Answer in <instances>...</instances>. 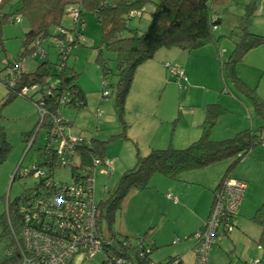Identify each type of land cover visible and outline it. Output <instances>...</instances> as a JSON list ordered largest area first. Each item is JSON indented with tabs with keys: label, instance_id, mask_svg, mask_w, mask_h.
Listing matches in <instances>:
<instances>
[{
	"label": "trees",
	"instance_id": "16d2710c",
	"mask_svg": "<svg viewBox=\"0 0 264 264\" xmlns=\"http://www.w3.org/2000/svg\"><path fill=\"white\" fill-rule=\"evenodd\" d=\"M233 1L236 2L237 0ZM257 2L259 0H248L245 2L243 14L234 16L236 28L241 31V35L238 42L235 43L234 50L230 52L228 60L222 62L220 66L222 73L231 79L237 89L248 98L255 114L264 120V98H260L255 89L247 87L236 74V64L249 51L264 45V36H257L248 30L257 12ZM15 3L18 4V7L14 11L7 12L5 10L7 6L11 9ZM227 3V0H0V23L9 19L15 23L18 17L21 18L19 22L24 21V19L28 22V30L24 35L20 58L14 62L6 61L1 69L5 72V77L1 83L6 89V94L0 104V111L16 97H22L35 105L40 118L32 132L21 134L25 143L29 144L25 151L34 144L35 134L39 128L46 130L45 145L38 149L39 160L30 171L25 173V176L31 175L34 167L37 166H46L49 172L47 187L44 186V180L39 179L34 183L35 185L31 190L28 189L21 198H17L13 202L10 199L6 201L4 212L0 215V238L6 239L4 258L0 264H21L19 258L20 232L25 225L32 226L34 223L29 219L26 224L24 221L25 214L32 217L35 213L31 207H33L35 200L38 202L44 197L42 191L47 198L51 196L66 198L69 185L78 182L77 180L82 177L84 178L83 174L87 171L91 179L94 178L95 180L96 173L108 178L109 171L113 170L112 160L103 156L105 155L106 141L69 136L64 129L66 125L71 126L72 124L65 121L63 110L78 111L87 106L86 94L77 84L78 74L74 67L69 66V60H67L74 46L80 44L86 15L94 14L101 26L95 62L100 67L103 80H105L102 82L104 98L110 96V93L105 90L108 86L106 79L108 75L113 74V71L108 69L105 61L101 58V51L106 50L115 55V75L117 77L116 84L113 86L116 90L114 93L115 107L124 124L122 118H124L125 104L136 68L145 61L152 59L153 55L160 49L177 48L184 52H192L211 44L218 47L223 36H216L214 30L225 21L219 16L217 7L223 4L224 12L230 15L227 11ZM145 12L149 13L150 18H148L147 29L140 34L137 32V28L134 29L129 25V21L136 17L141 19ZM65 18L71 20L73 26H63L62 22ZM48 38L55 42L57 48L55 50L57 59L53 63L47 60V53L44 52L43 48H40L41 42ZM26 57L37 62V67L33 72H25L21 67L23 59ZM166 68L170 70L173 77H176V80L179 81L183 78L172 71L171 65ZM176 69L181 72L179 68ZM25 87L33 88L34 91L27 96L21 95V91ZM180 88L182 89L183 86ZM42 112L44 113L43 116ZM226 112L227 110L219 104H207L204 108V119L200 125V136L185 149H178L169 145L161 149H151L147 154L140 155L137 144L133 142L136 149V154H134L136 156L135 165L121 175L113 191L106 192L108 193L106 200L95 203L92 194L94 191L93 183L90 194H92L96 208L95 230L101 234V253L106 255L111 252L110 259L112 261L110 264H116L117 259L128 260L132 264L183 263L180 257H167L157 263L152 261L151 256L153 252L158 250V246L150 238L151 229L141 235H131L122 230H113L115 212L123 213L129 198L136 191L147 189L149 179L155 174L180 182L185 172L199 170L224 159L230 158L231 160L234 158L213 192L211 209L204 223L206 225L216 203V195L222 191L225 181L233 179L228 176L229 173L250 154L251 149L258 145L264 147L263 128H260L257 133L248 129L231 138L212 140V129ZM2 118L0 112V120ZM123 127L126 128L125 125ZM4 135V129L0 124V165L4 163L3 160L9 151V148L4 146L7 144ZM122 136L126 138L124 131ZM72 139L74 140L70 141ZM64 141L70 144L66 145L67 143ZM95 159H98L102 165L93 168ZM106 162L110 163L111 166L108 167ZM61 168H69L72 183L62 182L55 177L57 170ZM17 169L19 172L21 166L19 165ZM18 172L15 177H12V181L17 179ZM182 182L185 181L182 180ZM51 203V201H47L44 204ZM41 214L43 213H40V217H43ZM237 215L231 220L233 230L235 227L233 220ZM103 218L107 222V228L104 232L101 230ZM252 222L260 226L262 232L259 244L264 246V204H261L255 211ZM204 225L195 234L202 231ZM232 232L225 236H229ZM195 234L192 236L194 237ZM224 237L216 239L209 250L208 258L217 242ZM186 238L183 239L186 240ZM6 249L10 250L9 255L5 253ZM195 256L196 252L194 251V260ZM108 257L105 256L101 264H107ZM258 261V264L260 262L264 264V260L263 262L262 259Z\"/></svg>",
	"mask_w": 264,
	"mask_h": 264
},
{
	"label": "rangeland",
	"instance_id": "374dc122",
	"mask_svg": "<svg viewBox=\"0 0 264 264\" xmlns=\"http://www.w3.org/2000/svg\"><path fill=\"white\" fill-rule=\"evenodd\" d=\"M227 1V11L230 15L224 12L223 4L217 7L219 16L225 21L214 30L216 36H223L218 47L211 44L200 50L192 51L193 55L188 60L186 59L188 58V55H186L189 54L188 52L184 54L181 50L173 49L174 52L182 53L183 56L176 58V62H172L170 59L163 63H169L173 65V67L180 69H184L187 64V67L192 70L193 75L190 77L188 70H185V77L188 76L189 79L185 81V83L179 82L176 80V77H171L167 69H165L166 73H163V77L160 74L158 76L155 74L153 77L154 82L152 83L149 81L150 79H148L146 73L143 75V73L140 72V67H138V69L136 68L137 74L135 78H133V81H131L133 85H131L129 92L135 97H141L143 95V97L146 98L145 94L149 91V100L143 104L144 101L139 103L137 102V98H128V101L134 100L135 103L129 106L126 102L124 118H122L124 122L125 120L126 122L130 121L134 117L138 119L139 115L149 116L150 118L164 117L165 119H169L172 116L173 118L170 124L172 122V126L175 125L178 127L183 120H186V118L182 117L184 113L192 111L196 116H200V114L203 113L200 107H205L207 104L212 103L219 104L227 110L214 126V128H216L211 134L212 140L231 138L236 135L240 128L243 130H248L250 128V130L254 131H258L260 128L264 129V120L255 114L248 98L237 89L233 81L227 78L221 71L220 65L222 62L228 60L231 54L230 52L234 50L235 43L238 42L239 36L241 35V31L236 28L237 24L234 22V16L243 14L245 2L248 0H237L236 2L233 0ZM257 4L256 15L252 19V23L250 27H248V30L250 33L256 34L257 36H264V0H259ZM16 7H18L17 3H15L11 9L7 6L5 10L11 12L14 11ZM148 18H150L149 13L145 12L141 19L136 17L130 20L129 25L134 27V29L137 28V32L141 34L147 29ZM71 22V20L65 18L62 23L65 27H71L73 26ZM27 23L25 19L22 22L15 23L9 19L0 23V49L2 50H0V104L2 100H4L3 98L6 94V89L1 83V80L5 77V72L1 71V69L6 61L14 62L20 58L22 43L25 39L24 35L28 30ZM100 32L101 26L95 15L92 13L87 14L80 44L74 46L69 59H67L69 60V66L74 67L75 72L78 74L77 84H79L86 93L87 106L84 107L85 109L78 111L73 109L63 110L65 121L72 124L71 126L68 124L64 127L67 135L77 138L84 137L85 139L94 138L107 142L105 143V156L113 160V170L111 172L109 171L108 178L105 175L96 173L94 191L92 193L95 203L106 200L108 197V193L106 192L113 191L121 175L127 169L135 165L136 156L134 154H136V149L133 143L134 140L130 137V133L132 132L136 135L139 133L138 126L136 124H131L130 127L126 129L129 133V135L127 133L125 134L127 138L122 136L125 129L117 108L115 107L114 93H116V90L113 87L116 84L115 81H117L115 75V55L106 50L101 51V58L105 61L108 69L113 71V74L108 75L106 79L108 86L105 90L110 93V96L104 98L102 82L105 80H103L100 67L95 62L98 53L97 48L100 41ZM40 48H43L44 52L47 53V60H49V62H56L57 54L55 50H57V48L55 42H53L51 38L42 41ZM154 57L152 60L156 62L158 55H154ZM185 60H187L186 63ZM21 67L25 72H33L37 67V62L26 57L23 59ZM236 74L247 87L255 89L256 94L260 98H264V45L249 51V53L236 64ZM179 85L183 86V88L181 89ZM36 109L33 103L22 97H16L13 101L7 103L2 111H0L3 117L0 120V124L4 129V136L7 141V144L4 146L9 148L3 160L4 163L0 165V215L4 212L7 200L10 199V201L13 202L17 198H21V196H23L28 189L31 190L35 185L34 183L37 182L31 175L17 177L15 181H12L13 174L19 165L21 166L19 171L20 174L32 169L39 160L38 149L43 148L45 145L46 130L44 128H39L37 129V134H35L34 144L30 146V149L25 151L26 146L29 147V144L25 143L21 134L24 132H32L36 127L40 118V114ZM242 120L243 123L241 122ZM186 127L187 124L185 123L184 128ZM170 129L172 130V128ZM144 131L146 132V130ZM179 131L180 129H177L178 133ZM214 134H216L215 137L213 136ZM175 138L176 140L178 138V136H176V131ZM186 141H188V139L183 140L182 144L184 147L186 145L185 148L190 145H188V143L194 142ZM251 150L250 154L244 159L253 158L254 160H260L258 161L260 162L259 166H262L261 164H264V147L258 145ZM125 157L127 158L124 162L130 160L129 162L133 163L124 166L122 160ZM233 161L234 158H231V160L228 158L207 167L209 168L207 170L210 172H212L210 170L211 168L217 172V178L214 181L215 183L213 182V186L218 184V181ZM253 163L258 164L257 162ZM237 168L238 167H235L233 172ZM57 171L55 177L58 180L65 183H72L69 168H61ZM252 173L257 175L258 180L264 184V167L258 169L254 168ZM192 174H196L198 179H204L200 171ZM17 176H19V174H17ZM158 176L159 175H155V177L149 179L147 189L136 191V193L129 198L125 204L123 213L120 214V211L115 212V220L112 224L113 230H122L131 235H141L151 229L149 232L150 238H152L158 246V250L153 252L151 256L152 261L156 263L177 252L183 253V257L189 254V252H185L188 249L189 239L185 242L181 241V243L172 244L176 236L172 230L173 223L171 222V224H168L165 220L168 218V214L169 217L173 219L178 230L179 227L182 228L181 226L185 223V220L189 218V215L187 213L179 214L178 211L175 210L179 208V206H177L179 204L177 203L179 198L177 200V198L174 197L176 195H171L172 197H170L166 195V193L178 195L179 192H181L182 195H190L192 190L198 191V193L201 192V188L196 183V185L193 186L183 182L166 181L167 185L165 188L164 186H158L155 184L156 179H153L159 178ZM181 178L184 180L183 176ZM156 188H158V190H156ZM160 189H165V192H161ZM154 191L160 194L164 199L157 197L153 193ZM257 193L261 194L259 197H262L264 190L262 193L260 191H257ZM191 198H196V201L200 200L196 194H192ZM175 203H177V205H174ZM130 211L135 214H130ZM156 223H158V227L155 228ZM246 225L253 226L254 224L247 222ZM106 228L107 222L103 218L101 220V230L104 232ZM131 229H135L137 232H132ZM243 234L244 231L238 228L231 238L226 239V237H224L225 240L223 239L219 246L216 245L212 249L215 250L217 254V261L213 263L240 264L242 262L241 264H246L245 260L247 257V264L258 262V260L264 256V248L260 245L256 246L255 242H249L247 245L242 241ZM178 236L180 239L183 238L181 235ZM237 236H240L241 240L237 241ZM5 245L6 239L0 238V263L3 261L2 258H4ZM247 251L249 253L246 256ZM103 254V252L101 253V251H99L92 259L80 263L101 264L105 259V255ZM78 262L79 260L77 258L73 263L78 264ZM184 262L188 263L185 257ZM122 264L132 263L128 260H123Z\"/></svg>",
	"mask_w": 264,
	"mask_h": 264
},
{
	"label": "built area",
	"instance_id": "2783aa9c",
	"mask_svg": "<svg viewBox=\"0 0 264 264\" xmlns=\"http://www.w3.org/2000/svg\"><path fill=\"white\" fill-rule=\"evenodd\" d=\"M20 20V17L16 19L17 22ZM172 71L183 77L177 69L173 68ZM33 91V88L25 87L22 89L21 95L27 96ZM43 114L42 112V116ZM69 142H66V145L70 144ZM59 154L61 153L59 152ZM101 165L98 159L93 161V168ZM106 165L111 166L108 162H106ZM47 170L46 166L34 167L31 176L36 180H44V186L47 187L49 182V172ZM25 173L20 174L18 172L22 177L26 175ZM83 176L84 178L77 180L78 182L69 185L66 198H54L53 196L47 198L42 191L44 197L38 202L35 200L33 207H31L35 210L32 217L25 214L23 208L26 224L29 219L34 223L32 226L25 225L20 232L21 249L19 258L21 264H74L73 262L77 258L79 260L78 264H81L80 262L92 259L101 250V234L95 230L96 208L92 194H90L94 178L91 179L88 171ZM246 189L247 184L244 181L237 179L225 181L222 191L216 195L215 199L217 200L210 213V219L204 225V229L194 235L196 258L193 264H209L208 253L216 239L233 231L231 220L238 213ZM31 198L33 197L31 196ZM47 201L52 203L44 204ZM41 212L43 217H40ZM10 230L12 231L11 228ZM9 252V249L5 250L8 255ZM110 253L108 252L105 255L106 257L109 256L107 264L112 261ZM115 263L122 264L123 260L117 259ZM258 263L259 261L253 264Z\"/></svg>",
	"mask_w": 264,
	"mask_h": 264
},
{
	"label": "crops",
	"instance_id": "0c3cea01",
	"mask_svg": "<svg viewBox=\"0 0 264 264\" xmlns=\"http://www.w3.org/2000/svg\"><path fill=\"white\" fill-rule=\"evenodd\" d=\"M173 49H177V48H173ZM173 49H160V50H158L155 53V55H158V57L160 59L157 57L156 62L154 60H152L153 58L150 59V61L149 60L145 61L143 64H141L139 66L140 72L143 73V75H144V73H146V76L148 75V79H150L149 81L152 83L154 82L153 81L154 75L156 74L158 76L160 74L163 77V73L164 72L166 73L165 69H167L169 71L170 76L172 77L170 70L168 68H166L167 66H169L171 64H169V63L163 64V63L166 60H170V59L172 60V62H176L175 61L176 58L183 56L182 53L174 52ZM200 49H202V48H200ZM200 49H197V50H200ZM177 50H180V49H177ZM197 50H194V51H197ZM181 51H183V50H181ZM185 53H186V51L184 52V54ZM188 53L189 54H186V55H188V58H186L187 60L190 57H192V55H193L192 54L193 52H188ZM194 53H198V52H194ZM194 55H197V54H194ZM161 60H162V63H161ZM187 60H185V63ZM171 66H172V68H175V67H173V65H171ZM186 67H187V64H186ZM186 67H184V69L181 68L182 70L179 68L183 74V78L181 80H179V82L185 83V81L189 80L188 76L185 77V75H186L185 70H188L190 77L193 75L192 70L189 67H187V68ZM136 74H137V72H135L134 78H135ZM132 85H133V83H132ZM148 93H149V91L145 94V96H146V98H145V97H143V95L141 97H135L133 94H130V92H129L126 102L128 103L129 106H131L133 103H135V101L134 100L128 101V98L130 99L131 97H133L134 99L137 98V102L142 103L144 101L143 104H145L146 101L149 100ZM86 99H87V97H86ZM179 107H180V105H179ZM200 108H202L203 113L200 114V116L197 115L198 117L192 111H187L186 113H184L182 115V117L186 118V120H183L178 127H176L175 125L172 126L171 125L172 122L170 124V121L173 118L172 116L169 119H165L164 117L150 118L149 116L139 115L138 119H137V117H134L132 119L133 121L130 120V121L126 122V120H125L126 123H124V125L125 124H127V125H125L126 128H125L124 133L125 134L127 133L129 135V133L126 129L129 128L131 124H136L138 126L139 133L136 135V134L131 132L130 137L133 138L134 143L137 144L139 154H145L151 149H161V148L167 147L169 145H172L175 148H178V147L185 148L186 145H185V147H184V145L182 146L183 140L188 139L189 142H193L194 140H196V138L197 139L199 138L198 136H200V125L202 124V121L204 119V108L205 107L202 106ZM136 110H138V109H136ZM173 116H175V115H173ZM241 122L243 123V120ZM185 123L187 124L186 128H184ZM170 128H172V130ZM215 128L212 129V133H213ZM177 129H180L179 133L177 132ZM144 130H146L147 133ZM249 130H250V128H249ZM259 130L258 131L250 130V131L257 133V132H259ZM175 131H176V136H178L177 140L175 138ZM241 131H245V130L240 128L237 133H239ZM213 136L215 137L216 134H214ZM126 138H127V135H126ZM188 141H186V142H188ZM189 144H191V143H188V145ZM181 148H178V149H181ZM103 156L105 158H107L105 155H103ZM127 157L123 158V160H122V164L124 166H127V164L130 165L133 163V162H129L130 160L129 161L127 160L126 162H124ZM258 161H260V160H257V159L254 160L253 158L243 159L236 166L238 168L234 172L232 170L228 175V176H230V178L238 179V180H242V181L246 182L247 189L245 192L244 199H242V202H241V205H240V208L238 211V215L233 220V223H234L233 225L235 226L234 230L229 236H227V237L225 236V237H226V239L231 238V236H233V234L237 231V229L241 228V230L244 231V234L242 235V241H244L247 245L249 242H255L256 246L260 245V246H262V248H264L263 245L259 244V239H260V235H261L262 230H261L260 226H258L254 222H252V217L254 216L255 211L260 207L261 204H264V194L262 195V197H259V196H261V194L257 193V191H260L262 193V191L264 190V184L258 180L257 175L252 173L254 168L258 169L260 167H264V164H261L262 166H259L260 162H258ZM112 162H113V160H112ZM253 162H257L258 164H254ZM208 167H210V166H208ZM112 168H113V163H112ZM207 169H209V168L205 167V168H202L199 170L185 172L182 175L184 180H185V182H183V183L191 184L193 186H195L197 184L201 188L200 193H198V191H195V190H192V193L190 195H182L181 192H179L178 195L173 194V193H168V194L166 193V195H168L170 197H172L171 195H176L174 197L177 198V200L179 198V200L177 202L179 204L178 205H177V203L174 204V205L179 206V208L175 209L178 211L179 214L187 213L189 215V218L187 220H185V223H183V225L181 226L182 228L179 227L178 230L174 224L173 219L171 217H169L168 214H167L168 218L165 219L168 222V224H171V222L173 223L172 230L174 231V234L176 236H175L174 241H172V244H174V243L178 244V243H181V241L185 242L189 239L188 249L185 251L186 253L189 252V254L184 255V257L186 258L188 263L184 262L183 253L177 252V253H174L173 255L169 256V257H180L182 262H183L181 264H193V262H194V251L193 250H195L196 240L193 239L194 237L192 235L195 234V232H197L206 222L208 215H209L208 213L210 212V209H211V204H212V200H213V192L218 185V184L217 185L215 184L213 186V184L215 183L214 181L217 178V176H216L217 172H215L213 170V168L210 169L212 172H210ZM199 171H200V173H202L204 179H198L196 174H192V173H196ZM155 175H153L152 177H155ZM158 177L159 178H153V179H156L155 184H157L158 186H161V187L164 186V188L167 185L166 181H172V180L165 178L163 176H160V175ZM222 177H221V179H222ZM221 179L218 181V183L221 181ZM180 182H182V180ZM94 185H95V182H94ZM156 190H158V188H156ZM164 190L165 189H162L161 192H165ZM155 191L153 193L157 197L163 198L160 194H158ZM192 194H196V196L198 197V199L200 198V200L196 201V198H194V199L191 198ZM166 199H167V197H166ZM181 203H182V205H181ZM130 214H135V213L130 211ZM176 220H177V218H176ZM247 222H251L254 225L248 226V225H246ZM156 227H158V223H156L155 228ZM131 231L137 232L135 229H131ZM178 235L183 236V238H186V237L187 238H186V240L183 238L180 239V237ZM237 237H238L237 241L241 240L240 236H237ZM190 238H192V239H190ZM223 239L224 238L219 240V242H217L216 245L219 246V244L222 242ZM262 248H261V250H262ZM248 253L249 252L247 251L246 256L248 255ZM254 254H255V251H254ZM261 259L263 262L264 256ZM247 260H248V257L245 260L246 264L248 262ZM216 261H217L216 251L211 250L210 257H209V263L214 264ZM260 264H263V263L260 262Z\"/></svg>",
	"mask_w": 264,
	"mask_h": 264
},
{
	"label": "water",
	"instance_id": "95a60500",
	"mask_svg": "<svg viewBox=\"0 0 264 264\" xmlns=\"http://www.w3.org/2000/svg\"><path fill=\"white\" fill-rule=\"evenodd\" d=\"M18 172V169L14 172V174H13V177H15L16 176V173ZM17 177H22L21 175H19V176H17Z\"/></svg>",
	"mask_w": 264,
	"mask_h": 264
}]
</instances>
